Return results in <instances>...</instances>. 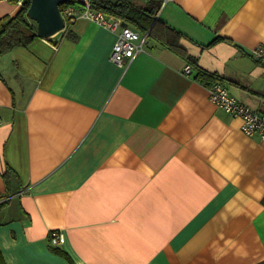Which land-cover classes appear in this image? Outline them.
Segmentation results:
<instances>
[{
    "label": "crops",
    "instance_id": "1",
    "mask_svg": "<svg viewBox=\"0 0 264 264\" xmlns=\"http://www.w3.org/2000/svg\"><path fill=\"white\" fill-rule=\"evenodd\" d=\"M19 8L0 0V19ZM164 8L198 65L264 114V65L251 57L264 43V0ZM68 24L0 55L6 264H264V139L155 38L125 67L110 59L115 32ZM218 35L233 43L207 46Z\"/></svg>",
    "mask_w": 264,
    "mask_h": 264
},
{
    "label": "trees",
    "instance_id": "2",
    "mask_svg": "<svg viewBox=\"0 0 264 264\" xmlns=\"http://www.w3.org/2000/svg\"><path fill=\"white\" fill-rule=\"evenodd\" d=\"M15 1V0H14ZM67 2V1H66ZM66 2L60 4L63 9ZM32 0H25L23 5L14 15H7L0 19V55L17 46H29L30 43L40 37L38 35L37 22L30 18L28 10ZM95 7L103 9L105 12L122 18L148 36L155 38L168 48L183 56L189 63L197 67L195 78L207 87H210L217 81L225 83V77L216 71H209L200 67L198 56L189 53L186 47L181 43V38L185 36L182 31L167 24L160 15H157L161 9L164 0H95ZM69 24L66 25L68 31ZM218 41H229L225 36L218 35L207 46ZM233 43V42H232ZM226 84V83H225ZM4 174L7 184L9 178ZM8 200L0 201V207ZM61 255L69 258V254L64 249L55 248ZM0 264H6L3 251L0 247Z\"/></svg>",
    "mask_w": 264,
    "mask_h": 264
},
{
    "label": "built area",
    "instance_id": "3",
    "mask_svg": "<svg viewBox=\"0 0 264 264\" xmlns=\"http://www.w3.org/2000/svg\"><path fill=\"white\" fill-rule=\"evenodd\" d=\"M25 0H15L21 6ZM65 24L73 23L78 18H89L97 24L116 33L110 59L120 66H128L145 49L148 32L142 33L131 25L124 26L122 18L95 7L92 0L66 2L61 11ZM251 57L264 65V43L253 48ZM187 74L192 72V65L184 67ZM209 89L210 99L225 111L241 119L242 131L250 136L264 139V114L241 102L222 81L213 83ZM64 241V234L59 230L51 233V242L55 245Z\"/></svg>",
    "mask_w": 264,
    "mask_h": 264
},
{
    "label": "water",
    "instance_id": "4",
    "mask_svg": "<svg viewBox=\"0 0 264 264\" xmlns=\"http://www.w3.org/2000/svg\"><path fill=\"white\" fill-rule=\"evenodd\" d=\"M69 0H32L28 14L37 22L38 35L50 38L66 28L60 4ZM124 26L129 25L123 22Z\"/></svg>",
    "mask_w": 264,
    "mask_h": 264
},
{
    "label": "rangeland",
    "instance_id": "5",
    "mask_svg": "<svg viewBox=\"0 0 264 264\" xmlns=\"http://www.w3.org/2000/svg\"><path fill=\"white\" fill-rule=\"evenodd\" d=\"M139 1H140V0H139ZM166 1H168V0H164V4L162 5V8H161V10H160V13L162 12L160 16H162L163 18H164V16H165V13L163 12V9H165V8H164V5H165V2H166ZM184 44H185V43H184Z\"/></svg>",
    "mask_w": 264,
    "mask_h": 264
},
{
    "label": "bare ground",
    "instance_id": "6",
    "mask_svg": "<svg viewBox=\"0 0 264 264\" xmlns=\"http://www.w3.org/2000/svg\"><path fill=\"white\" fill-rule=\"evenodd\" d=\"M73 1H75V0H69V1H67V2H73ZM93 1V3L95 2V0H92ZM61 11H62V9H61ZM123 20V19H122ZM124 21V20H123Z\"/></svg>",
    "mask_w": 264,
    "mask_h": 264
}]
</instances>
